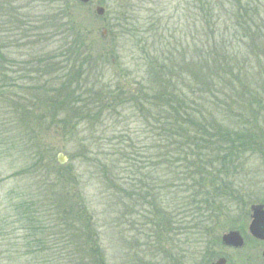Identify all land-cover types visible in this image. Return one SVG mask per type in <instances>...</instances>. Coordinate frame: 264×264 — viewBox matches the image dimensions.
<instances>
[{"label":"trees","instance_id":"obj_1","mask_svg":"<svg viewBox=\"0 0 264 264\" xmlns=\"http://www.w3.org/2000/svg\"><path fill=\"white\" fill-rule=\"evenodd\" d=\"M128 1L137 5L132 6L133 9L127 13L129 19L134 18L136 11H142L145 3L151 9L154 6V12L161 17L162 23L166 13L170 20L173 19L168 25L172 26L173 34L166 37L164 30H161L159 41L155 42L158 46H153L155 43L148 44L150 36L144 37L154 31L153 26L142 30L133 25L130 29L127 19L125 21L123 36L137 41L133 51L147 60L151 72L148 81L137 82L136 88L127 94L126 87L118 85L123 78V74L118 73L114 87L103 89L102 85L95 83L97 88L91 86L78 98H72L74 92H71L67 94L69 97L66 100L63 91L69 90L73 82L78 85L82 80L90 79L91 66V71L85 73V79L78 76L81 73L70 76L66 81L68 86L64 85L65 90L61 89L46 103L45 98L38 95L39 90L21 87V120L24 122L21 128L24 135L22 143L26 152L31 151L28 156L30 161L25 162L23 174L36 180L31 188L33 190H25L12 208L21 238H12L10 235L8 238L0 231V248H10L7 255L0 252V264H108L98 244V232L92 220L88 219V210L81 193H71L67 189L69 184H77L75 174L69 168L62 173V166L54 171L43 164L44 156L37 147L33 131L44 125L46 117L52 116L53 124L58 118L62 128H70L75 133L82 120L87 122L86 125L96 123L90 116L86 117L87 112L95 109L99 112L111 110V105L106 103L111 96L112 104L128 103L137 109L139 118H144L146 129L150 130L148 134L156 137L148 157L143 162L134 153L112 154L123 164H131L129 170H125L130 171L131 180L116 174L113 181L117 185L114 186L112 181L109 183L114 190L112 195L117 200L140 204L138 211H127L128 216L138 218L139 222L143 220L139 226L152 225L153 231L149 233L152 236H149L148 231H139L141 239H146L150 244L137 246L149 249L151 245L158 247L160 250L154 256L169 252L171 249L168 245L178 242L189 259L190 237L198 235L207 240L220 225L214 217L221 219L220 215L231 214L230 209L234 206L227 202L238 200V182L234 179L244 171L247 155L261 152L264 158L263 131L261 129L260 138L253 134L255 129L260 130L259 118H244L239 115V111L235 115V111L230 110L235 105L234 98L241 99L243 96L250 97L251 105L263 106V99L259 95L262 89L245 87L248 82L251 84V79L248 72L244 74L237 69L239 67L234 64L238 62L234 61L256 59L264 74V0ZM76 2L0 0V56L5 43L21 39V42L28 44L30 54L34 57L23 62L21 58V75L26 79V83L21 85L27 84L28 79H41L34 73L43 77L54 72L53 67L33 68L52 64L59 58H83L90 65L89 56L83 50L84 45L70 17V7ZM175 2L178 6L174 10H179V13L172 11ZM106 14L112 15L109 9ZM120 18L122 16H117V20ZM158 29L156 32H159ZM49 31L66 33L60 54L56 56L53 52L46 56L38 54H43L46 47H42L40 52L31 47L48 42L50 37L46 34ZM67 38L69 40L65 41ZM150 47L154 50H149ZM239 73L244 74L246 81L240 93L237 91V83L241 81ZM188 77L190 80L186 81ZM4 83L1 86L3 89L16 88L8 82ZM62 96L64 98L61 99ZM54 100L61 104L60 109L65 111L63 114L58 107L53 108ZM33 109L42 111L43 115L34 113ZM152 151L154 158L149 157ZM90 155L96 157L97 153ZM92 162L99 163L97 159ZM126 181L134 183L131 187L133 191L127 188L129 185ZM174 189L181 190L182 194L176 199L179 207L172 211L167 206L165 191L174 195L171 192ZM6 228L3 226V231ZM176 236L178 241H175ZM139 253L144 255L143 251ZM171 255L173 257V253ZM162 258L166 264H184L180 257L172 259L170 263ZM141 262L151 264L155 261L151 258L147 262L143 256L135 264Z\"/></svg>","mask_w":264,"mask_h":264},{"label":"rangeland","instance_id":"obj_2","mask_svg":"<svg viewBox=\"0 0 264 264\" xmlns=\"http://www.w3.org/2000/svg\"><path fill=\"white\" fill-rule=\"evenodd\" d=\"M147 4L145 3L143 7L145 8ZM132 6L137 5L131 4L128 0H91L87 4H82L77 0L70 7L69 12L71 21L75 25L78 36L84 45L83 50L85 49V54L89 56L87 59L90 61V65L83 58L64 60L57 57L59 59H56V62L52 64L41 68H33V70H39L53 67L52 70L54 72L43 77L34 73L33 75L41 79L38 81L28 79V83L25 85H21L26 80L21 75V58L23 59L22 62L28 61L30 58H34L33 54H30L31 50L27 47L28 44L21 42V39L14 43H5L6 45L3 47L0 56V231L5 237L9 238L10 235L12 238H21V230H18L19 226L16 218L13 217L12 208L13 205L17 204L18 196L21 198V194L25 190L31 189L36 180L23 174L24 166L27 164L25 162L30 161L28 156H30L31 151L26 152L24 150V142L22 143L24 135L21 128L24 122L21 120V87H24L23 89L33 88L36 89L35 91L39 90L38 93L40 94L38 95L42 99L45 98L44 103H46L50 100V97L59 94L61 89L65 90L64 85L68 86L66 81H68L70 76H76L81 73L78 76L85 79V73L87 74V72L91 71V66H93V70L91 71L92 76L90 79L82 80L78 85L73 82L70 84L69 90L63 91L64 94L66 93V100L69 97L67 94L74 92L72 98H78L81 96L80 94L85 93L83 91L90 89L91 86L96 87L95 83H99L98 86L102 85L104 88H101L103 89L114 87L116 76H119L118 73L123 74L122 83L118 85H121V87L125 86V93L127 94L131 89L136 88L137 82L148 81L151 77L150 66L147 60L142 59V56L140 57L133 51L137 41L127 35L123 36L125 21L127 19L130 29L133 25L142 30L153 26L154 31L144 35L145 38L150 36L148 44H152L159 41L161 30H164V36L166 37L169 34H173L172 26H168L173 19L170 20L166 13L164 23H162L161 17L154 12V6L153 9L146 7L145 9L142 8V11H136L134 18L129 19L127 13L133 9ZM177 6V2L172 5V11L175 13L180 12L179 10H174ZM97 7L105 9L103 17L96 15ZM108 9L112 13V18L106 14ZM117 16H122V19L117 20ZM110 24H112L111 27L109 26ZM157 29L159 32H156ZM54 33V31L47 32L46 36L50 37L48 42L40 45L30 44L31 47L37 52H40L42 47H46L43 54L38 53L44 56L51 52L55 56L60 54L59 51L64 43L66 33ZM59 35L61 37H58ZM68 40L67 38L65 41ZM189 44L191 45L190 40ZM153 46H158V44L155 43ZM150 49L152 48L150 47ZM47 58L50 57L47 56ZM235 60L234 62H238L234 64L239 67L237 69L243 71L244 74L248 72V77L251 79V84L248 82L245 86L244 74L239 73L241 74V81L237 83V91L240 93L244 90V86L250 89H262V91H259V95L263 99V106L257 107L256 104L253 106L250 104V97L244 98L243 96L240 97L241 99H237L238 97L234 98L235 105L230 110L235 111V115H237L236 111H239V115L244 118H251L252 116L259 118L260 130L255 129L253 134L260 138L261 129L264 134V74L259 69L256 59ZM248 63H250L249 66ZM231 68L234 69L232 66ZM26 77L32 78L29 75H26ZM189 80L190 77L186 81ZM4 82H8V84L16 88L3 89L1 86H4ZM220 82L222 81L220 80ZM112 99L110 96L106 100V103L111 105L110 111L107 109L106 112H99L95 109L92 112L90 111V113L87 112L86 117L90 116V118L96 120V123L93 124L91 122L86 125L87 122L82 120L80 123L78 122L80 126L75 133L71 132L70 128H62L58 124V118L57 122L53 124L52 116L46 117L43 120L44 125L39 128L36 127L33 131L37 139V147L41 149L44 156L43 164L45 168L58 171V167L62 166V173H65L67 168H69L75 174L77 184H69L67 189L71 193H81L88 210V219L92 220L98 232V244L101 251L105 254L104 257L107 263L135 264L139 259H143L144 256L147 262L151 258L155 261L151 264H166L167 262L163 260V256L169 263L172 259L180 257L184 264H211L218 257H226L228 258V264H262V250L264 248L249 238L248 226L251 221V213L246 217L250 204L257 205L264 198V158L261 157V152L248 154L244 171L234 179L238 182V200L237 202H227L228 205L233 204L231 206H234L233 209H230L231 214L220 215L221 219L214 217L217 222H220V225L215 228L207 240L206 238L203 240L198 235L190 237L189 249H191V252L189 259L183 248H180L183 247L182 244L178 242H175L174 245H168V248L171 249L169 250L170 253L166 251L162 256H154L155 252L160 250L156 246L151 245L150 249L146 246L144 248L137 246V244H150L146 239H141L142 236L139 235V231L143 230V233L148 231L149 234L153 231V228L150 224L147 227H145L146 224L139 226L138 224L141 221L143 223V220L139 222L138 218L128 216L127 211H132L133 209L138 211L140 204L119 200V198L117 200L112 195L114 190L111 188L109 181L114 184L113 178L116 174L118 176L121 175L120 177L123 179L131 180L130 171H125L129 170L131 164H123L117 156L112 154L132 155L134 153L135 156L144 162V158L148 157L149 149L153 147L156 137L148 134L150 130L146 129L147 125L144 123V118L138 117L137 109H134V106L119 102H117L119 105L112 104ZM125 100L123 99V101ZM60 105L58 101L55 103L54 100L53 108L58 107L60 109ZM40 106L43 107L44 105L40 104ZM24 107L26 108V104H24ZM247 107L249 110L246 112ZM33 110L34 113L43 115L42 111ZM59 111L62 114L65 112L63 109ZM219 117L222 118L221 116ZM158 143H160V140ZM32 153L34 154V150H32ZM91 153H94V155L97 153V156L90 155ZM152 154L153 151L149 154V157L153 156ZM60 156L65 160L64 164L59 163L58 159ZM96 159L99 161L98 164L92 162ZM126 183L129 185V187H126L133 191L134 188L131 187L134 186V183L129 181H126ZM171 192L174 195L170 194L168 190L165 191L167 194V206L170 207V210L175 211V208L179 207L176 199L182 193L178 189H174ZM3 226L4 228L7 227L5 231H3ZM238 227L243 228L242 231L245 234L244 238L246 241L245 248L240 251L223 249L222 246H219V248L218 245L222 235L231 228L235 229ZM149 236H152V234H149ZM177 236L175 241L179 240ZM217 240L218 244L215 245ZM9 250L8 246L0 248V252L4 253ZM141 251H143V256L139 253ZM182 251L183 254L181 253ZM139 264L146 263L141 262Z\"/></svg>","mask_w":264,"mask_h":264},{"label":"water","instance_id":"obj_3","mask_svg":"<svg viewBox=\"0 0 264 264\" xmlns=\"http://www.w3.org/2000/svg\"><path fill=\"white\" fill-rule=\"evenodd\" d=\"M82 4H87L91 0H78ZM105 13V10L102 7L96 8V15L102 17ZM61 164L65 163V160L62 156L59 157ZM252 222L249 226L250 234L259 240H264V209L263 206H253L252 207ZM223 243L229 247L241 248L244 245V240L240 233L236 231L229 232L223 236ZM215 264H225L224 259H220Z\"/></svg>","mask_w":264,"mask_h":264},{"label":"flooded vegetation","instance_id":"obj_4","mask_svg":"<svg viewBox=\"0 0 264 264\" xmlns=\"http://www.w3.org/2000/svg\"><path fill=\"white\" fill-rule=\"evenodd\" d=\"M261 206H263V209H264V198H263V201H261L260 203H259ZM254 204H250V207H248V212H247V216L246 217H248V215L250 214V220H251V218H252V211H251V206H253ZM247 208V207H246ZM251 222V221H250ZM248 228H249V226H248ZM243 228L241 229V228H235V229H233V228H231L228 232H231V231H236V232H238V233H240V235L242 236V238L244 239V245L241 247V248H233V247H229V246H227V245H225L224 243H223V235H225L226 233H228V232H226V233H224L223 235H222V237H221V239H220V241H219V245H218V247L220 246H222V248L223 249H227V250H232V251H240V250H242L243 248H245V246H246V241H245V238H244V235L245 234H243ZM248 232H249V230H248ZM250 234V233H249ZM250 239H251V241H254L255 243H258L259 245H260V247H262V248H264V240H259V239H257V238H254L251 234H250V237H249ZM218 244V240L216 241V243H215V245H217ZM219 247V248H220ZM220 259H224L225 260V264H228V258H226V257H218V259H216V261H219ZM215 261V262H216ZM262 264H264V249L262 250ZM214 263V262H213ZM213 263H211V264H213Z\"/></svg>","mask_w":264,"mask_h":264}]
</instances>
